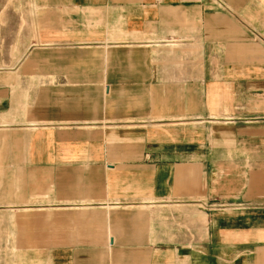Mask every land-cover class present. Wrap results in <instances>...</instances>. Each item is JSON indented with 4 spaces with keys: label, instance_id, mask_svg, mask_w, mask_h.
<instances>
[{
    "label": "crops",
    "instance_id": "obj_1",
    "mask_svg": "<svg viewBox=\"0 0 264 264\" xmlns=\"http://www.w3.org/2000/svg\"><path fill=\"white\" fill-rule=\"evenodd\" d=\"M16 2L12 264H264V0Z\"/></svg>",
    "mask_w": 264,
    "mask_h": 264
},
{
    "label": "rangeland",
    "instance_id": "obj_2",
    "mask_svg": "<svg viewBox=\"0 0 264 264\" xmlns=\"http://www.w3.org/2000/svg\"><path fill=\"white\" fill-rule=\"evenodd\" d=\"M21 6V7H20ZM28 9L23 7V4H19L16 0H0V15L3 18L0 19V42L1 44H12V38L18 33L20 29L23 31L29 29V24L26 21L29 20V17L35 16L31 11L27 13ZM25 16L23 17L21 23L14 19L16 16ZM7 38L6 41H2L3 38ZM10 38V39H9ZM18 58L17 56H2L0 60L13 61ZM14 239L13 231V215H1L0 216V240H12ZM12 250V249H11ZM5 249L0 248V264H12L13 258H8V255L4 254ZM8 251V249H6Z\"/></svg>",
    "mask_w": 264,
    "mask_h": 264
}]
</instances>
